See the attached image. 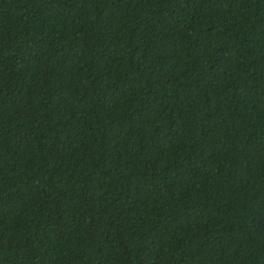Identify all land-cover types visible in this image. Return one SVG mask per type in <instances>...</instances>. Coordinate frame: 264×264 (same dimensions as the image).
<instances>
[{"label":"trees","instance_id":"1","mask_svg":"<svg viewBox=\"0 0 264 264\" xmlns=\"http://www.w3.org/2000/svg\"><path fill=\"white\" fill-rule=\"evenodd\" d=\"M0 264H264V0H0Z\"/></svg>","mask_w":264,"mask_h":264}]
</instances>
